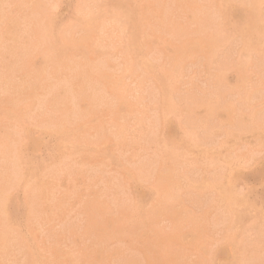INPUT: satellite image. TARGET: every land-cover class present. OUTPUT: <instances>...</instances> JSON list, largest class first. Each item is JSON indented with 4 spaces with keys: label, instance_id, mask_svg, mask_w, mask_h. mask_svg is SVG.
I'll list each match as a JSON object with an SVG mask.
<instances>
[{
    "label": "rangeland",
    "instance_id": "374dc122",
    "mask_svg": "<svg viewBox=\"0 0 264 264\" xmlns=\"http://www.w3.org/2000/svg\"><path fill=\"white\" fill-rule=\"evenodd\" d=\"M81 1L0 0V264H264V243H260L264 241V1ZM254 16L257 28L251 25ZM14 105L19 112L12 109ZM212 180L215 186L209 183ZM14 217L21 219L13 221ZM133 218L137 224H132ZM255 247L261 248L262 256ZM253 255L259 259L255 261Z\"/></svg>",
    "mask_w": 264,
    "mask_h": 264
},
{
    "label": "bare ground",
    "instance_id": "6f19581e",
    "mask_svg": "<svg viewBox=\"0 0 264 264\" xmlns=\"http://www.w3.org/2000/svg\"><path fill=\"white\" fill-rule=\"evenodd\" d=\"M12 1H13V0H12ZM31 1H33V0H30V2H31ZM34 1H35V0H34ZM83 1H84V0H83ZM83 1H81V2L83 3ZM89 1H90V0H89ZM137 1H138V0H137ZM137 1H136V2H137ZM251 1H252V0H251ZM251 1H250V2H251ZM263 1H264V0H263ZM2 2H3V1H2ZM26 2H27V1H26ZM41 2H42V1H40V2L38 1V2H36V3H38V5H41V4H39V3H41ZM43 2H45V1H43ZM56 2H57V1H56ZM92 2H94V1H91V3H92ZM95 2H96V0H95ZM22 3H23V2H22ZM31 3H32V2H31ZM48 3H49V2H48ZM86 3H87V2H86ZM137 3H138V2H137ZM262 3H263V2H262ZM0 4H1V3H0ZM6 4H7V3H6ZM19 4H20V3H19ZM44 4H45V3H44ZM44 4H43V5H44ZM92 4H93V3H92ZM94 4H95V3H94ZM94 4H93V5H94ZM152 4H154V3L152 2ZM250 4H251V3H250ZM253 4H254V3H253ZM258 4H259V3H258ZM27 5H28V4H27ZM34 5H35V3H34ZM38 5H37V7H38ZM46 5H47V3H46ZM53 5H54V4H53ZM81 5H83V4H81ZM79 6H80V5H79ZM89 6H90V5H88V7H89ZM150 6H151V5H150ZM152 6H153V5H152ZM154 6H156V5H154ZM0 7H1V6H0ZM3 7H4V6H3ZM25 7H26V6H25ZM33 7H34V6H33ZM47 7H48V6H44V8H47ZM54 7H56V6H54ZM81 7H84V6H81ZM91 7H94V6H91ZM144 7H145V6H144ZM14 8H15V6H14ZM14 8H13L12 10H14ZM38 8H39V7H38ZM56 8H57V7H56ZM146 8H147V6H146ZM256 8H258V7H256ZM21 9H22V8H21ZM21 9H20V10H21ZM34 9H35V7H34ZM40 9H41V8H39V10H40ZM48 9H49V8H48ZM82 9H84V8H81V11H83ZM94 9H95V8H94ZM250 9H251V8H250ZM250 9H249V10H250ZM258 9H259V8H258ZM258 9H257L255 12H257ZM262 9H263V8H262ZM6 10H7V9H6ZM9 10H10V9H9ZM23 10H24V9H23ZM30 10H31V9H30ZM39 10L37 9V11H39ZM42 10H43V8H42ZM46 10H47V9H46ZM51 10H52V9H51ZM51 10H49V13L52 12ZM55 10H56V9H55ZM87 10L89 11V9H87ZM90 10H93V8L90 9ZM144 10H145V12H146V9H144ZM151 10H152V9H151ZM162 10H163V9H162ZM201 10H202V9H201ZM201 10H200V11H201ZM15 11H16V10H15ZM24 11H25V10H24ZM26 11H27V10H26ZM44 11H45V10L40 11V12H44ZM85 11H86V9H85ZM85 11H84V14H85ZM93 11H94V10H93ZM97 11H98V10H97ZM97 11H96V12H97ZM163 11H164V10H163ZM194 11H195V10H194ZM250 11H251V12H250L251 14L254 12V11H252V10H250ZM1 12H2V10H1ZM7 12H8V11H7ZM20 12H21V11H20ZM28 12H29V10H28ZM30 12H31V11H30ZM8 13H9V12H8ZM8 13H7V15H8ZM53 13H55V12L53 11ZM80 13H81V12H80ZM89 13H90V11H89ZM153 13H154V12H153ZM164 13H165V12H164ZM197 13H198V12H197ZM19 14H20V13H19ZM22 14H23V12H22ZM41 14H42V13H41ZM43 14H44V13H43ZM46 14H47V13H46ZM90 14H91V13H90ZM143 14H144V13H143ZM143 14H142V15H143ZM154 14H155V13H154ZM162 14H163V13H162ZM254 14H255V13H254ZM254 14H253V15H254ZM256 14H257V13H256ZM262 14H263V13H262ZM15 15H17V14H15ZM23 15H24V14H23ZM30 15H31V14H30ZM35 15H36V14H35ZM50 15H52V14H49V16H50ZM53 15H54V14H53ZM86 15H88V14L86 13ZM86 15H85V16H86ZM116 15H117V14H116ZM149 15H150V13H149ZM160 15H161V14H160ZM199 15H200V14H199ZM201 15H202V13H201ZM257 15H258V14H257ZM10 16H11V15H10ZM24 16H25V15H24ZM42 16L44 17V15H42ZM81 16H82V14H81ZM88 16H89V15H88ZM136 16H138V15H136ZM153 16H155V15H153ZM156 16H158V15H156ZM156 16H155V17H156ZM162 16H163V15H162ZM251 16H252V15H251ZM2 17H3V16H2ZM8 17H9V16H8ZM34 17H35V16H34ZM86 17H87V16H86ZM123 17H124V16H123ZM255 17H256V16H254V18H255ZM18 18H19V17H18ZM38 18H39V17H38ZM114 18H115V17H114ZM125 18H126V17H125ZM153 18H154V17H153ZM262 18H264V16H262ZM5 19H6V18H5ZM5 19H4V20H5ZM23 19H24V18H23ZM42 19H43V18H42ZM47 19H49V18H47ZM116 19H117V18H115V20H116ZM122 19H124V18H122ZM139 19L141 20L140 16H139V18H138L137 20L139 21ZM155 19H156V18H155ZM200 19H201V18H200ZM252 19H253V18H252ZM252 19H250V20H252ZM256 19H258V18H255V21H256V22H255V21H254V22H255L256 24H255L254 22L251 24V25L254 24L255 27H256V25L258 26V24H257L258 21H257ZM0 20H1V18H0ZM27 20H28V19H27ZM39 20H40V19H39ZM115 20H114V21H115ZM125 20H126V19H125ZM129 20H131V19L129 18ZM165 20H166V18H165ZM197 20H198V19H197ZM263 20H264V19H263ZM12 21H14V20L12 19ZM19 21H21V20L19 19ZM19 21H18V22H19ZM40 21H41V20H40ZM45 21H46V19H45ZM98 21H99V20H98ZM102 21H103V20H102ZM105 21H107V20H105ZM111 21H112V20H111ZM117 21H118V20H117ZM134 21H136V18H135ZM260 21H261V23H262V20H260ZM15 22H16V21H15ZM18 22H16V23H18ZM34 22L36 23L37 21L34 20ZM46 22H48V20H47ZM115 22H116V21H115ZM123 22H124V20H123ZM123 22H122V24H124ZM125 22H126V21H125ZM132 22H133V21H132ZM3 23H4V21H3ZM6 23H7V22H6ZM40 23H41V22H40ZM95 23H96V22H95ZM99 23H101V22H99ZM116 23H117V22H116ZM120 23H121V22H120ZM138 23H139V22H138ZM143 23H144V22H143ZM159 23H160V21H159ZM195 23H196V22H195ZM259 23H260V22H259ZM261 23H260V24H261ZM1 24H2V23H1ZM11 24H12V22H11ZM27 24H28V22H27ZM27 24H26V25H27ZM101 24H102V23H101ZM105 24H106V23H105ZM111 24H112V23H111ZM117 24L119 25V23H117ZM136 24H137V22H136ZM197 24H198V23H197ZM203 24H204V23H203ZM260 24H259V25H260ZM19 25H20V24H18V26H19ZM33 25H34V24H33ZM36 25H37V23H36ZM71 25H72V27H73V24H71ZM71 25H70V27H71ZM94 25H95V24H94ZM106 25H107V24H106ZM108 25H109V24H108ZM114 25H116V24H114ZM125 25H126V23H125ZM125 25H124V26H125ZM132 25H133V24H132ZM141 25H142V24H141V22H140V25H139V26H141ZM163 25H164V24H163ZM79 26H80V25H79ZM89 26H91V25H89ZM100 26H101V25H100ZM4 27H5V26H4ZM20 27H21V25H20ZM43 27H44V25H43ZM46 27H47V25H46ZM46 27H45V28H46ZM48 27H49V26H48ZM70 27H69V29H70ZM77 27H78V26H76V28H77ZM92 27H93V25H92ZM92 27H90L91 30L93 29ZM94 27H95V26H94ZM104 27H105V26H104ZM125 27H126V26H125ZM146 27H147V26H146ZM197 27H198V26H197ZM251 27H252V26H250V28H251ZM260 27H261V26H260ZM6 28H7V27H6ZM16 28H17V27H16ZM21 28H22V27H21ZM76 28H75V29H76ZM79 28H80V27H78V29H79ZM81 28H82V27H81ZM81 28H80V29H81ZM97 28H99V27H97ZM136 28H137V26H136ZM152 28H153V27H152ZM194 28H195V27H194ZM256 28H257V27H256ZM263 28H264V27H263ZM47 29H48V28H47ZM65 29H67V28H65ZM65 29H64V30H65ZM71 29H72V28H71ZM78 29H76L77 32H79ZM85 29H86V28H85ZM104 29H105V28H104ZM110 29H111V28H110ZM140 29H141V28H140ZM200 29H201V26H200ZM200 29H199V30H200ZM247 29H248V31H249V27H248ZM252 29H253V27H252ZM259 29H260V28H259ZM259 29H258V31H259ZM3 30H4V29H3ZM36 30H37V29H36ZM43 30H45V29H43ZM61 30H62V29H61ZM67 30H68V29H67ZM73 30H74V29H73ZM83 30H84V29H83ZM86 30H88V28H87ZM95 30H96V29H95ZM95 30H94V31H95ZM112 30H113V29H112ZM132 30H133V29H132ZM137 30H138V29H137ZM183 30H184V29H183ZM254 30H255V29H254ZM254 30H253V32H254ZM256 30H257V29H256ZM7 31H8V30H7ZM9 31H10V30H9ZM20 31H21V30H20ZM47 31H48V30H47ZM47 31H45V32H47ZM89 31H90V30H89ZM94 31H92V32H94ZM96 31H97V30H96ZM99 31H100V30H99ZM107 31H108V30H107ZM188 31H189V33H190V29H189ZM200 31H201V30H200ZM245 31H247V30H245ZM258 31H257V33H258ZM261 31H262V30H260V32H261ZM14 32H15V31H14ZM14 32H13V33H14ZM27 32H28V30H27ZM36 32H37V31H36ZM45 32L43 31V33H45ZM87 32H88V31H87ZM87 32H86V33H87ZM192 32H193V31H192ZM203 32H204V31H203ZM220 32H221L222 34H224L222 31H220ZM251 32H252V31H251ZM13 33H12V34H13ZM40 33H41V30H40ZM63 33H64V32H63ZM66 33H67V31H66ZM66 33H65V35H66ZM70 33H71V32H70ZM101 33H102V32H101ZM143 33H144V32H143ZM197 33H198V32H197ZM199 33H200V32H199ZM215 33H216V32H215ZM241 33H242V31H241ZM243 33H244V31H243ZM248 33H249V32H248ZM31 34H32V37H33V33H31ZM61 34H62V33H61ZM71 34H72V33H71ZM73 34H74V33H73ZM75 34H76V33H75ZM88 34H89V33H88ZM96 34H97V33H96ZM96 34H95V35H96ZM98 34H99V32H98ZM98 34H97V35H98ZM144 34H145V33H144ZM183 34H185L184 31H183ZM187 34H188V33H187ZM191 34H192V33H191ZM195 34H196V33H195ZM237 34H240V33H237ZM245 34H246L247 37H249V34H250V33H249L248 35H247V33H245ZM251 34H252V33H251ZM259 34H260V33H259ZM13 35H14V34H13ZM20 35H21V34H20ZM37 35H38V34H37ZM46 35H47V34H46ZM48 35H49V32H48ZM193 35H194V34H193ZM193 35H191V36H193ZM196 35H197V34H196ZM198 35H199V34H198ZM208 35H210V34H208ZM215 35H217V34H215ZM215 35H214V36H215ZM77 36H78V35H77ZM85 36H86V35H85ZM87 36L89 37V35H87ZM90 36H91V34H90ZM98 36H99V35H98ZM191 36H189V37H191ZM201 36H202V35H201ZM201 36H200V38H201ZM214 36H213L212 39H214ZM218 36H219V35H218ZM218 36H217V37H218ZM243 36H244V34H243ZM246 36H245V37H246ZM252 36H253V35H251V37H252ZM256 36H257V35H256ZM29 37H30V36H29ZM49 37H50V36H49ZM63 37H64V34H63ZM63 37H62V38H63ZM66 37H67V36H66ZM66 37H65V38H66ZM82 37H83V36H82ZM100 37H101V36L98 37L99 40H100ZM108 37H109V35H108ZM208 37H209V36H208ZM208 37H207V38H208ZM239 37H241V36H239ZM254 37H255V35H254ZM259 37H260V35H259ZM10 38H11V37H10ZM10 38H9V39H10ZM37 38H39V37L37 36ZM40 38H41V37H40ZM58 38L60 39V35H59ZM65 38H64V39H65ZM98 38H97V39H98ZM105 38H106V37H105ZM200 38H199V39H200ZM202 38H203V37H202ZM202 38H201V39H202ZM209 38H210V37H209ZM219 38H220V36H219ZM221 38H222V37H221ZM221 38H220V39H221ZM260 38H261V37H260ZM5 39H6V38H5ZM47 39H48V37H47ZM73 39H74V38H73ZM79 39H80V37H79ZM94 39H95V37H94ZM112 39H113V38H112ZM191 39H192V38H191ZM193 39H194V37H193ZM212 39H211V40H212ZM215 39H217V38L215 37ZM226 39H227V38H226ZM228 39L231 40L230 38H228ZM228 39H227V40H228ZM249 39H250V38H249ZM26 40H27V39H26ZM48 40H49V39H48ZM48 40H47V41H48ZM52 40H53V39H52ZM70 40H72V38H71ZM107 40H108V39H107ZM224 40H225V38H224ZM250 40H252V39H250ZM250 40L247 41V42L249 43ZM258 40H260V39H258ZM261 40H263V38H261ZM6 41H7V40H6ZM39 41H40V40H39ZM47 41H46V42H47ZM68 41H69V40H68ZM78 41H79V40H78ZM83 41H84V40H83ZM88 41H89V40H88ZM112 41H113V40H112ZM201 41H203V40H201ZM205 41H207V40H205ZM209 41H210V39H209ZM217 41H218V39H217L216 41H213V42H217ZM221 41H222V40H220V42H221ZM4 42H5V40H4ZM28 42H29V41H28ZM57 42H58V41H57ZM57 42H56V43H57ZM60 42H61V41H60ZM84 42H85V41H84ZM86 42H87V41H86ZM93 42H94V41H93ZM100 42H101V40H100ZM210 42H211V41H210ZM226 42H227V41H226ZM247 42H246V43H247ZM259 42H260V41H259ZM259 42H257V43H259ZM263 42H264V41H263ZM58 43H59V42H58ZM71 43H72V42H70L69 44H71ZM97 43H98V42H97ZM139 43H140V42H139ZM141 43H142V42H141ZM200 43H201V42H200ZM203 43H204V42H203ZM230 43H231V41H230ZM7 44H9V43L7 42ZM11 44H13V43H11ZM36 44H37V43H36ZM36 44H35V45H36ZM61 44H62V43H61ZM88 44H89V42H88ZM94 44H95V43H94ZM131 44H132V43H131ZM231 44H232V43H231ZM231 44H230V45H231ZM13 45H14V44H13ZM22 45H23V44H22ZM41 45H42V43H41ZM58 45H59V44H58ZM58 45H57V46H58ZM75 45H77V44H75ZM91 45H92V47H93V43H92ZM110 45H111V44H110ZM154 45H155V44H154ZM199 45H200V44H199ZM246 45H247V44H246ZM246 45H245V46H246ZM252 45H253V44H252ZM260 45H261V44H260ZM260 45H258V46L260 47ZM16 46H17V45H16ZM25 46H26V45H25ZM51 46L54 47V44H52ZM51 46H50V45H49V46L47 45L46 47H48V48L50 47V48H51ZM132 46H133V45H132ZM248 46H249V45H248ZM4 47H5V45H4ZM14 47H15V45H14ZM14 47L12 46V48H14ZM17 47H18V46H17ZM39 47H40V46H39ZM53 47H52V48H53ZM61 47H62V46H61ZM64 47H66V46H64ZM79 47L81 48V46H79ZM79 47H78V48H79ZM83 47H84V46H83ZM85 47H86V46H85ZM90 47H91V46H90ZM94 47H95V46H94ZM142 47H144V45H142ZM249 47H250V46H249ZM50 48H49V49H50ZM52 48H51V49H52ZM57 48H58V47H57ZM57 48L54 47V49H57ZM74 48H76V47H74ZM95 48H96V47H95ZM244 48H245V47H244ZM254 48H255V47H254ZM22 49H23V48H22ZM35 49H36V48H35ZM39 49H40V48H39ZM51 49H50V50H51ZM66 49H67V48H66ZM97 49H99V48H97ZM140 49H141V48H140ZM144 49H145V48H144ZM30 50H31V49H30ZM67 50H68V49H67ZM73 50H74V49H73ZM79 50H80V49H79ZM86 50H87V48H86ZM109 50L111 51V49H108V51H109ZM146 50H147V49H146ZM1 51H2V50H1ZM31 51H32V50H31ZM38 51H39V50H38ZM52 51H53V49H52ZM56 51H57V50H56ZM64 51H65V49H64ZM75 51H76V50H75ZM89 51H90V50H89ZM93 51H94V50H93ZM137 51H138V50H137ZM5 52H6V51H5ZM19 52H20V51H19ZM40 52H41V51H40ZM40 52H39V53H40ZM66 52H67V51H66ZM0 53H1V52H0ZM36 53H37V52H36ZM57 53H58V52H57ZM71 53H72V52H71ZM74 53H75V52H74ZM76 53H77V52H76ZM76 53H75V54H76ZM83 53H85V52H83ZM103 53H104V52H103ZM108 53H109V52H108ZM110 53H111V52H110ZM3 54H4V53H3ZM20 54H21V53H20ZM43 54H44V53H42V55H43ZM66 54H67V53H66ZM87 54H88V53H87ZM98 54H99V53H98ZM100 54H101V53H100ZM105 54H106V53H105ZM145 54H146V53H145ZM145 54H144V56H145ZM1 55H2V54H1ZM23 55H24V54H23ZM37 55H38V54H37ZM102 55H103V54H102ZM5 56H6V55H5ZM11 56H12V55H11ZM25 56H26V55H25ZM44 56H45V55H43V57H44ZM67 56H68V55H67ZM72 56H73V55H72ZM85 56H86V53H85ZM99 56H101V55H99ZM118 56H119V55H118ZM8 57H10V56H8ZM12 57H13V56H12ZM61 57H62V55H61ZM70 57H71V56H70ZM86 57H87V56H86ZM86 57H85V58H86ZM49 58H50V57H49ZM73 58H74V57H73ZM77 58H78V57H77ZM82 58H83V55H82ZM85 58H84V60H85ZM90 58H91V57H90ZM99 58H100V57H99ZM107 58H108V57H107ZM146 58H148V57H146ZM0 59H1V58H0ZM3 59H4V58H3ZM22 59H24V58H22ZM53 59H54V58H52L51 60H53ZM116 59H117V58H116ZM10 60H11V59H10ZM17 60H19V59H17ZM48 60H49V59H48ZM60 60H61V59H60ZM86 60H87V59H86ZM107 60H108V59H107ZM145 60H147V59H145ZM150 60H151V59H150ZM20 61H21V60H20ZM55 61H56V60H55ZM58 61H59V60H58ZM110 61H111V60H110ZM115 61H117V60H115ZM141 61H142V60H141ZM147 61H148V60H147ZM230 61H231V60H230ZM13 62H15V60H14ZM17 62H18V61H17ZM17 62H16V63H17ZM61 62H62V61H61ZM88 62H89V61H88ZM93 62H94V61H93ZM93 62H92V63H93ZM99 62H100V61H98V63H99ZM111 62H112V61H111ZM113 62H114V60H113ZM224 62H225V61H224ZM232 62H235V61L232 60ZM76 63H77V62H76ZM141 63H142V62H141ZM143 63H144V62H143ZM152 63H153V62H152ZM51 64H52V63H51ZM55 64H56V63H55ZM55 64H54V65H55ZM79 64H80V63H79ZM86 64H87V63H86ZM95 64H96V63H95ZM114 64H115V63H114ZM150 64H151V63H150ZM226 64H227V63H226ZM232 64H233V63H232ZM2 65H3V64H2ZM59 65H60V64H59ZM74 65H75V64H74ZM83 65H84V64H83ZM88 65H91V64H88ZM116 65H117V64H116ZM139 65H140V64H139ZM141 65H143V64H141ZM233 65H234V64H233ZM235 65H237V64H235ZM11 66H12V65H11ZM51 66H53V64H52ZM117 66H118V65H117ZM133 66H134V65H133ZM0 67H1V66H0ZM8 67L10 68V66H8ZM134 67H135V66H134ZM144 67H145V66H144ZM238 67H239V66H238ZM238 67L235 68V70L238 69ZM3 68H4V67H3ZM5 68H6V67H5ZM14 68L17 69V67H14ZM53 68H55V66H54ZM65 68H66V67H65ZM87 68H88V67H87ZM135 68L137 69V68H138V65H137V67H135ZM228 68H229V67H228ZM230 68H231V67H230ZM56 69H57V67H56ZM60 69H61V68H60ZM67 69H68V68H67ZM75 69H76V68H75ZM84 69H85V66H84ZM114 69H115V67H114ZM117 69H118V68H117ZM119 69H120V68H119ZM58 70H59V69H58ZM58 70H57V71H58ZM115 70H116V69H115ZM137 70H138V69H137ZM137 70H136V71H137ZM143 70H145V69H143ZM6 71H7V69H6ZM6 71H5V72H6ZM76 71H77V70H76ZM84 71H85V70H84ZM110 71L112 72V70H110ZM134 71H135V70H134ZM25 72H26V71H25ZM54 72H55V71H54ZM81 72H82V71H81ZM87 72H88V71H87ZM111 72H110V73H111ZM76 73H77V72H76ZM116 73H117V72H116ZM132 73H133V71H132ZM135 73H136V72H135ZM135 73H133V76H134ZM11 74H12V73H11ZM11 74H10V75H11ZM33 74H34V73H33ZM33 74H32V75H33ZM36 74H38V73H36ZM83 74H84V73H83ZM89 74H90V73H89ZM23 75H24V74H23ZM25 75H27V74H25ZM32 75H30V76H32ZM81 75H82V74H81ZM129 75H130V72H129ZM129 75H128V76H129ZM14 76H15V75H14ZM19 76H21V75H19ZM36 76H37V75H36ZM58 76H59V75H58ZM125 76H126V75H125ZM3 77H4V76H3ZM25 77H26V76H25ZM33 77H34V76H33ZM27 78H28V76H27ZM30 78H31V77H30ZM37 78H38V77H37ZM61 78H63V77H61ZM84 78H85V77H84ZM113 78H114V77H113ZM123 78H124V77H123ZM15 79H16V78H15ZM21 79H22V78H21ZM94 79H95V77H94ZM5 80H6V79H5ZM7 80H9V79H7ZM7 80H6V81H7ZM22 80H23V79H22ZM80 80H81V79H80ZM87 80H88V77H87ZM17 81H18V80H17ZM20 81H21V80H20ZM30 81H31V80H30ZM30 81H28V82H30ZM32 81H33V80H32ZM32 81H31V82H32ZM54 81H55V80H54ZM82 81H84V80H82ZM21 82H22V81H21ZM40 82H41V81H40ZM85 82H86V81H85ZM130 82H131V81H130ZM7 83H8V81H7ZM36 83H37V81H36ZM79 83H80V82H79ZM94 83H95V81H94ZM111 83H112V82H111ZM131 83H132V82H131ZM22 84H23V83H22ZM34 84H35V83H34ZM38 84H39V83H38ZM80 84H81V83H80ZM87 84H88V83H87ZM129 84H130V83H129ZM2 85H3V84H2ZM13 85H14V84H13ZM24 85H25V82H24ZM26 85H27V84H26ZM30 85H31V84H30ZM30 85L28 84V87H29ZM32 85H33V84H32ZM39 85H40V84H39ZM75 85H76V84H75ZM95 85H96V84H95ZM126 85H127V84H126ZM18 86L20 87L19 84H18ZM57 86H58V85H57ZM81 86H82V85H81ZM84 86H86V85H84ZM91 86H92V84H91ZM140 86H141V85H140ZM5 87H6V84H5ZM14 87H15V86H14ZM25 87H26V86H25ZM52 87H53V86H52ZM76 87H77V86H76ZM92 87H93V86H92ZM110 87H111V86H110ZM16 88H17V84H16ZM46 88H47V87H46ZM80 88H82V87H80ZM86 88H87V87H86ZM97 88H98V86H97ZM111 88H112V87H111ZM111 88H110V89H111ZM129 88H130V87H129ZM12 89H13V88H12ZM19 89H20V88H19ZM21 89H22V88H21ZM32 89H33V88H32ZM41 89H42V88H41ZM48 89H49V88H48ZM61 89H63V88H61ZM76 89H77V88H76ZM95 89H96V88H95ZM124 89H125V88H124ZM126 89H127V88H126ZM132 89H133V88H132ZM132 89H130V90H132ZM136 89H137V88H136ZM143 89H144V88H143ZM9 90H10V89H9ZM15 90H16V89H15ZM29 90H30V89H29ZM34 90H35V89H34ZM82 90H84V89H82ZM147 90H148V92H150L149 89H147ZM23 91H24V90H23ZM32 91H33V90H32ZM61 91H62V90H61ZM73 91H74V90H73ZM136 91H137V90H136ZM15 92H17V91H15ZM15 92H14V93H15ZM21 92H22V91H21ZM21 92H20V93H21ZM24 92H25V91H24ZM24 92H23V93H24ZM46 92H47V91H46ZM64 92H66V91H64ZM78 92H80V90H79ZM87 92H88V91H87ZM89 92H90V91H89ZM92 92H93V91H92ZM94 92H95V91H94ZM107 92H109V90H108ZM111 92H112V91H111ZM118 92H119V91H118ZM139 92H141V91H139ZM145 92H146V90H145ZM148 92H147V93H148ZM4 93H5V92H4ZM98 93H99V91H98ZM6 94H7V93H6ZM32 94H33V93H32ZM58 94H59V93H58ZM74 94H75V93H74ZM92 94H93V93H92ZM99 94H100V93H99ZM105 94H106V93H105ZM139 94H140V93H139ZM0 95H1V94H0ZM21 95H22V94H21ZM60 95H62V94H60ZM70 95H71V94H70ZM86 95H87V94H86ZM95 95H96V94H95ZM127 95H129V94H127ZM134 95H137L136 92H135ZM147 95H148V94H147ZM2 96H3V95H2ZM34 96H35V95H34ZM91 96H92V95H91ZM100 96H101V95H100ZM114 96H115V95H114ZM118 96H119V95H118ZM144 96H145V95H144ZM150 96H151V95H150ZM7 97H8V96H7ZM32 97H33V96H32ZM78 97H79V96H78ZM83 97H84V96H83ZM101 97H102V96H101ZM107 97H108V96H107ZM140 97H141V96H140ZM20 98H21V96H20ZM29 98H30V97H29ZM44 98H45V97H44ZM71 98H72V95H71ZM84 98H85V97H84ZM92 98H93V97H92ZM111 98H112V97H111ZM149 98H150V97H149ZM2 99H3V98H2ZM8 99H9V98H8ZM53 99H54V98H52L51 100H53ZM136 99H137V98H136ZM0 100H1V99H0ZM12 100H13V98H12ZM26 100H28V99H26ZM32 100H33V99H32ZM63 100H64V99H63ZM77 100H79V98H78ZM122 100H123V99H122ZM133 100H134V99H133ZM151 100H154V99L151 98L150 101H151ZM155 100H156V99H155ZM3 101H4V100H3ZM6 101H7V99H6ZM6 101H5V102H6ZM13 101H14V100H13ZM65 101H66V100H65ZM108 101H109V100H108ZM111 101H112V100H111ZM124 101H125V100H124ZM124 101H123V102H124ZM7 102H9V100H8ZM36 102H37V101H36ZM36 102H35V103H36ZM41 102H42V101H41ZM43 102H44V101H43ZM49 102H50V101H49ZM91 102H92V101H91ZM99 102H100V101H99ZM102 102H103V101H102ZM116 102H117V101H116ZM141 102H142V101H141ZM148 102H149V101H148ZM37 103H38V102H37ZM37 103H36V104H37ZM61 103H62V102H61ZM66 103H67V102H65V104H66ZM100 103H101V102H100ZM145 103H147V102H145ZM155 103H158V102L155 101ZM155 103H153V104H155ZM2 104H3V103H2ZM19 104H20V102H19ZM41 104H42V103H41ZM56 104H57V103H56ZM71 104H72V102H71ZM71 104H70V105H71ZM89 104H90V103H89ZM133 104H134V103H133ZM139 104H140V103H139ZM147 104H148V103H147ZM11 105H12V103H11ZM30 105H31V103H30ZM49 105H51V104H49ZM60 105H61V104H60ZM25 106H27V105H25ZM52 106H53V105H52ZM68 106H69V105H68ZM93 106H94V105H93ZM131 106H132V105H131ZM144 106H145V105H144ZM156 106H157V105H156ZM156 106H155V107H156ZM8 107H9V106H8ZM21 107H23V106L21 105ZM29 107H30V106H29ZM53 107H54V106H53ZM56 107H57V106H56ZM72 107H73V105H72ZM133 107H134V106H133ZM137 107H138V106H137ZM11 108H12V107H11ZM15 108H16V107H15V105H14V108H12V109H15ZM26 108H27V107H26ZM51 108H52V107H51ZM90 108H91V107H90ZM108 108H109V107H108ZM2 109H3V108H2ZM38 109H39V108H38ZM52 109H53V108H52ZM67 109H68V108H67ZM73 109H74V108H73ZM75 109H77V108H75ZM231 109H232V108H231ZM15 110H16V109H15ZM25 110H26V109H25ZM39 110H40V109H39ZM53 110H54V109H53ZM70 110H71V109H70ZM9 111H10V110H9ZM16 111L19 112V108H18V110H16ZM21 111H22V110H21ZM95 111H97V110H95ZM5 112H8V110H7V111L4 110V113H5ZM26 112H27V111H26ZM70 112H71V114H72V111H70ZM99 112H100V111H99ZM99 112H98V113H99ZM231 112H232V110H231ZM10 113H11V112H10ZM12 113H13V111H12ZM21 113H22V112H21ZM77 113H78V112H77ZM80 113H81V112H80ZM95 113H96V112H95ZM0 114H2V113H0ZM8 114H9V113H8ZM26 114H27V113H26ZM39 114H40V113H39ZM45 114H46V113H45ZM84 114H85V112H84ZM149 114H150V113H149ZM13 115H14V114H13ZM27 115H28V114H27ZM101 115H102V114H101ZM3 116H4V115H3ZM5 116L8 117L9 115L6 114ZM5 116H4V117H5ZM15 116H17V115H15ZM59 116H60V114H59ZM73 116H74V115H73ZM53 117H54V115L52 116V118H53ZM69 117H70V116H69ZM74 117H75V116H74ZM95 117H96V116H95ZM95 117H94V118H95ZM8 118H9V117H8ZM15 118H16V117H15ZM15 118H14V120H16ZM20 118H21V116H20ZM46 118H47V117H46ZM83 118H84V117H83ZM94 118H93V119H94ZM99 118H100V117H99ZM3 119H4V118H3ZM17 119L19 120L18 116H17ZM72 119H73V118H72ZM93 119H92V120H93ZM130 119H131V118H130ZM146 119H147V118H146ZM1 120H2V118H1ZM12 120H13V119H12ZM69 120H70V118H69ZM92 120H91V122H92ZM95 120H96V119H95ZM95 120H94V121H95ZM9 121H10V120H9ZM19 121H20V120H19ZM26 121H27V120H26ZM72 121H73V120H72ZM86 121H87V120H86ZM146 121H147V120H146ZM11 122H12V121H11ZM11 122H10V123H11ZM50 122H51V121H50ZM64 122H65V121H64ZM15 123H16V122H15ZM17 123H18V121H17ZM93 123H94V122H93ZM7 124H8V122H7ZM65 124H66V122H65ZM72 124H73V123H72ZM2 125H3V123H2ZM10 125H11V124H10ZM18 125H19V124H18ZM21 125H23V124H21ZM0 126H1V125H0ZM11 126H12V125H11ZM28 126H29V125H28ZM83 126H84V125H83ZM97 126H98V125H97ZM101 126H102V125H101ZM5 127H6V126H5ZM21 127H22V126H21ZM95 127H96V126H95ZM5 129H6V128H5ZM17 129H18V127H17ZM24 129H25V127H24ZM85 129H86V128H85ZM88 129H89V128H88ZM93 129H95V128H93ZM97 129H98V128H97ZM104 129H106V128L104 127ZM1 130H2V129H1ZM58 130H59V129H58ZM108 130H109V129H107V131H108ZM9 131H11V130H9ZM55 131H56V130H55ZM89 131H90V130H89ZM110 131H111V130H110ZM4 132H6V131H4ZM12 132H13V131H12ZM62 132H63V131H62ZM62 132H60V133H62ZM108 132H109V131H108ZM6 133H8V132H6ZM13 133H14V132H13ZM4 134H5V133H4ZM56 134H58V133H56ZM85 134H86V133H85ZM91 134H92V133H91ZM103 134H105V133H103ZM108 134H109V133H108ZM108 134H107V135H108ZM7 135H8V134H7ZM9 135H10V133H9ZM11 135H12V134H11ZM4 136H6V134H5ZM101 136H102V135H101ZM105 136H106V135H105ZM6 138H7V137H6ZM59 138H61V137H59ZM98 138H99V137H98ZM0 139H1V137H0ZM17 139H18V138H17ZM56 139H57V138H56ZM87 139L89 140V137H88ZM91 139H92V138H90V140H91ZM111 139H112V138H111ZM15 140H16V139H15ZM57 140H59V139H57ZM62 140H63V139H62ZM96 140H97V139H96ZM104 140H105V139H104ZM60 141H61V140H60ZM60 141H59V142H60ZM67 141H68V140H67ZM94 141H95V139H94ZM94 141H93V142H94ZM0 142H1V141H0ZM59 142H58V143H59ZM61 142H62V141H61ZM96 142H97V141H96ZM104 142H105V141H104ZM62 143H64V142H62ZM8 144L10 145V143H8ZM87 144H88V143H87ZM9 145H8V146H9ZM12 145H13V144H12ZM59 145H60V144H59ZM63 145H64V144H63ZM66 145H67V144H66ZM73 145H74V144H73ZM125 145H127V143H126ZM13 146H14V145H13ZM64 147H65V145H64ZM66 147H68V146H66ZM70 147H71V146H70ZM72 147H73V149L76 148V147L74 148V146H72ZM122 147H123V146H122ZM61 148H62V147H61ZM123 148H124V147H123ZM123 148H122V149H123ZM53 149H54V148H53ZM62 149H63V148H62ZM70 149H71V148H70ZM73 149H71V150H73ZM118 149H119V148H118ZM125 149H126V148H125ZM1 150H2V149H1ZM55 150L57 151V149H55ZM64 150H65V149H63V151H64ZM112 151H113V150H112ZM119 151H120V150H119ZM9 152H10V150H9ZM66 152H67V151H66ZM74 152H75V151H74ZM132 152H133V150H132ZM58 153H59V152H58ZM72 153H73V152H72ZM110 153H111V152H110ZM134 153H135V152H134ZM137 153H138V152H137ZM74 154H75V153H74ZM114 155H115V152H114ZM4 156H5V154H4ZM11 156H12V155H11ZM63 156H64V153H63ZM117 156H119V155H117ZM5 157H6V156H5ZM58 158H59V157H58ZM139 158H140V157H139ZM73 159H74V158H73ZM116 159H117V158H116ZM134 159H135V158H134ZM141 159H142V158H141ZM228 160H230V159H228ZM56 161H57V160H56ZM136 161H137V159H136ZM231 161H232V160H231ZM61 162H62V161H61ZM75 162H76V161H75ZM7 163H8V162H7ZM7 163H6V164H7ZM10 163H11V162H10ZM69 163H70V162H69ZM136 163H137V162H136ZM209 163L212 164V162H209ZM57 164H58V163H57ZM58 165H59V164H58ZM65 165H66V163H65ZM207 165H208V164H207ZM213 165H215V164L213 163ZM213 165H212V166H213ZM15 166H16V165H15ZM73 166H74V164H73ZM11 167H12V165H11ZM53 167H54V166H53ZM208 167H209V166H208ZM219 167H220V166H219ZM64 168H65V167H64ZM72 168H73V167H72ZM204 168H205V165H204ZM15 169H16V168H15ZM21 169H22V168H21ZM45 169H46V167H45ZM68 169H69V168H68ZM205 169H206V168H205ZM219 169H221V168H219ZM219 169H217V170H219ZM39 170H40V169H39ZM72 170H73V169H72ZM10 171H11V170H10ZM128 171H129V170H128ZM215 171H216V170H215ZM227 171H228V169H227ZM74 172H75V171H74ZM151 172H152V171H151ZM212 172H213V171H212ZM9 173H10V172H9ZM14 173H15V172H14ZM47 173H48V172H47ZM57 173H58V172H57ZM133 173H134V172H133ZM216 173L218 174L217 171H216ZM216 173H215V174H216ZM11 174H12V173H11ZM69 174H70V173H69ZM78 174H79V173H78ZM83 174H84V173H83ZM83 174H82V175H83ZM100 174H101V173H100ZM131 174H132V173H131ZM135 174H136V173H135ZM212 174H213V173H212ZM39 175H40V174H39ZM96 175H97V174H96ZM218 175H219V174H218ZM9 176H10V175H9ZM40 176H42V174H41ZM48 176H49V175H48ZM66 176L68 177V175H66ZM72 176H74V175H72ZM85 176H86V175H85ZM15 177H16V176H15ZM22 177H23V176H22ZM22 177H21V178H22ZM49 177H50V176H49ZM94 177H95V176H94ZM94 177H93V178H94ZM99 177H100V176H99ZM167 177H168V176H167ZM212 177H215V176L213 175ZM216 177H217V175H216ZM1 178H2V177H1ZM19 178H20V177H19ZM32 178H35V177H32ZM52 178H53V176H52ZM85 178H86V177H85ZM100 178H102V177H100ZM39 179H41V178L39 177ZM67 179H68V178H67ZM70 179H71V178H70ZM80 179H81V178H80ZM109 179H110V178H109ZM213 179H214V178H213ZM216 179H217V178H216ZM7 180H8V179H7ZM15 180H16V179H15ZM22 180H23V179H22ZM24 180H25V175H24ZM30 180H31V178H30ZM217 180H218V179H217ZM17 181H18V180H17ZM17 181H16V182H17ZM27 181H28V180H27ZM33 181H34V180H33ZM48 181H49V180H48ZM77 181H78V180H77ZM214 181L216 182V180H212V181H209V183L211 182L210 184H213V183L215 184ZM39 182H40V181H39ZM41 182H42V181H41ZM41 182H40V183H41ZM50 182H51V181H50ZM62 182H63V181H62ZM108 182H109V181H108ZM212 182H213V183H212ZM218 182H219V181H218ZM29 183H30V182H29ZM35 183H36V182L34 181L33 184H35ZM42 183L45 184L44 182H42ZM76 183H77V182H76ZM97 183L99 184V182H97ZM20 184H21V183H20ZM23 184H25L24 181H23L22 185H23ZM78 184H79V183H78ZM80 184H81V183H80ZM101 184H102V183H101ZM214 184H213V185H214ZM37 185H38V184H37ZM64 185H65V183H64ZM64 185H63V186H64ZM70 185H71V183H70ZM85 185H86V184H85ZM208 185H209V184L207 183L206 188H208ZM217 185H219V183H218ZM1 186H2V184H1ZM6 186H7V185H6ZM40 186H41V185H40ZM44 186H45V185H44ZM61 186H62V185H61ZM78 186H79V185H78ZM101 186H102V185H101ZM107 186H108V185H107ZM113 186H114V185H113ZM210 186H211V188L213 187L212 185H210ZM210 186H209V187H210ZM214 186H215V185H214ZM42 187H43V186H42ZM42 187H41V189H42ZM54 187H55V186H54ZM88 187H90V186L88 185ZM94 187H95V186H94ZM103 187H104V186H103ZM103 187H102V188H103ZM18 188H20V187H18ZM43 188H44V187H43ZM59 188H60V187H59ZM98 188H100V185H99ZM98 188H97V190H98ZM113 188H115V187H113ZM211 188H210V189H211ZM75 189H76V188H75ZM104 189H106V188H104ZM212 189H213V188H212ZM42 190H43V189H42ZM49 190H50V189H49ZM83 190H84V189H83ZM90 190H91V189H90ZM90 190H88V191L91 192ZM99 190H100V189H99ZM99 190H98V192H99ZM106 190H107V189H106ZM112 190H113V189H112ZM112 190H111V191H112ZM114 190H115V189H114ZM114 190H113V191H114ZM117 190H119V189H117ZM117 190H116V191H117ZM219 190H220V189H219ZM221 190H223V189H221ZM21 191H22V190H21ZM37 191H38V190H37ZM80 191H81V190H80ZM85 191H86V190H85ZM85 191H84L83 193H85ZM95 191H96V190H95ZM210 191H212V190H210ZM210 191H209V193H210ZM213 191H214V190H213ZM42 192H43V191H42ZM67 192H68V191H67ZM92 192H93V191H92ZM104 192H105V190H104ZM109 192H110V191H109ZM206 192H207V191H206ZM216 192H217V190H216ZM218 192H219V191H218ZM43 193H44V192H43ZM57 193H58V192H57ZM93 193H94V192H93ZM95 193H96V192H95ZM209 193H208V194H209ZM212 193H213V192H212ZM223 193H224V191H223ZM45 194H46V193H45ZM71 194H72V193H71ZM80 194H81V193H80ZM86 194H87V192H86ZM88 194H89V193H88ZM116 194H117V193H116ZM116 194H115V195H116ZM219 194H220V193H219ZM219 194H218V195H219ZM225 194H226V193H224V195H223V194H222V195L225 196ZM63 195H64V194H63ZM67 195H68V194H67ZM96 195H97V193H96ZM99 195H100V194H99ZM101 195H102V194H101ZM108 195H109V194H108ZM121 195H122V194H121ZM213 195H214V194H213ZM222 195H221V196H222ZM42 196H43V194H42ZM45 196H47V195H45ZM60 196H61V195H60ZM69 196H70V195H69ZM203 196H204V195H203ZM209 196H210V195H209ZM209 196H208V197H209ZM211 196H212V195H211ZM211 196H210V197H211ZM221 196H218V197H220V199H222V202H223L224 198H221ZM227 196H229V195L227 194ZM230 196L233 197V194L230 195ZM234 196H236V195H234ZM61 197H62V196H61ZM63 197H64V196H63ZM77 197H78V196H77ZM88 197L91 198L90 196H88ZM116 197L118 198L117 195H116ZM236 197H237V196H236ZM49 198H50V197H49ZM99 198H100V197H99ZM104 198H105V197H104ZM24 199H25V198H24ZM74 199H75V198H74ZM81 199H82V198H81ZM83 199H84V197H83ZM204 199H206V198H204ZM207 199H209V198H207ZM207 199H206V201H207V203H208V200H207ZM220 199H219V200H220ZM225 199H226V198H225ZM87 200H88V199H87ZM90 200H91V199H90ZM109 200H110V199H109ZM212 200H213V198H212ZM212 200H211V201H212ZM228 200H229V199H228ZM84 201H85V200H84ZM94 201H95V200H94ZM101 201H102V200H101ZM103 201H104V200H103ZM106 201H107V200H106ZM111 201H112V200H111ZM114 201H115V200H114ZM209 201H210V199H209ZM211 201H210V202H211ZM214 201H215V200H213V202H214ZM226 201H227V200H226ZM226 201H225V203H227ZM231 201H232V200L230 199V201H228V202H231ZM56 202H57V201H56ZM108 202H109V201H108ZM210 202H209V203H210ZM216 202H217V199H216ZM7 203H8V202H6V204H7ZM24 203H25V201H24ZM61 203H62V202H61ZM88 203H89V202H88ZM110 203H111V202H110ZM214 203H215V202H214ZM214 203H213V205H214ZM220 203H221V200H220ZM250 203H251V202H250ZM76 204H77V203H76ZM85 204H86V203H84V205H85ZM92 204H93V203H92ZM98 204H99V203H98ZM210 204H211V203H210ZM210 204H209V205H210ZM216 204H217V205H220V204H218V202H217ZM229 204H230V203H229ZM7 205H8V204H7ZM47 205H48V204H47ZM62 205H63V204H62ZM157 205H158V203H157ZM211 205H212V204H211ZM225 205H226V204H225ZM248 205H249V204H248ZM248 205H247V206H248ZM251 205L253 206L254 204L251 203ZM75 206H76V205H75ZM85 206H86V205H85ZM92 206H93V205H92ZM99 206H100V205H99ZM110 206H111V204H110ZM112 206H113V205H112ZM215 206H216V205H215ZM258 206H259V205H258ZM71 207H72V206H71ZM79 207H80V206H79ZM93 207H94V206H93ZM96 207H97V206H96ZM100 207H101V206H100ZM103 207H104V206H103ZM103 207H102V208H103ZM113 207H114V206H113ZM159 207H160V206H159ZM220 207H222V205H220ZM248 207H250V205H249ZM45 208H46V206H45ZM84 208H85V207H84ZM104 208H105V207H104ZM107 208H108V207H107ZM154 208H155V207H154ZM214 208H216V207H214ZM253 208H254V207H253ZM47 209H48V208H47ZM68 209H69V208H68ZM76 209H77V208H76ZM79 209H80V208H79ZM97 209H98V208H97ZM112 209L115 210L114 208H112ZM133 209H135V207H134ZM156 209H157V208H156ZM159 209H161V207H160ZM159 209H158V210H159ZM217 209H218V208H217ZM250 209H252V208H250ZM262 209H263V208H262ZM60 210H61V209H60ZM77 210H78V209H77ZM85 210H87V209H84V211H85ZM253 210H254V209H253ZM260 210H261V208H260ZM11 211H12V210H11ZM91 211H93V210H91ZM96 211H97V210H96ZM105 211H106V210H105ZM109 211H110V210H109ZM132 211H133V210H132ZM257 211H258V214L261 213V211L259 212L258 209H257ZM0 212H1V211H0ZM12 212H13V211H12ZM26 212H27V211H26ZM86 212H87V211H86ZM157 212H158V211H157ZM159 212H160V211H159ZM252 212H255V210L252 211ZM50 213H51V212H50ZM93 213H94V212H93ZM162 213H163V212H162ZM216 213H217V210H216ZM0 214H1V213H0ZM104 214H105V213H104ZM115 214H116V213H115ZM135 214H136V213H135ZM20 215H21V214H20ZM26 215H27V214H26ZM44 215H45V214H44ZM60 215H61V214H60ZM60 215H59V217H61ZM112 215H113V214H112ZM128 215H130V214H128ZM253 215H254V214H253ZM72 216H73V215H72ZM80 216H81V215H80ZM89 216H90V215H89ZM95 216H96V215H95ZM95 216H94V217H95ZM113 216H114V215H113ZM113 216H112V217H113ZM119 216H120V215H119ZM132 216H133V215H132ZM150 216H151V215H150ZM259 216H261V215H259ZM7 217H8V216H7ZM9 217H10V216H9ZM12 217H13V216H12ZM18 217H19V216H18ZM22 217H23V216H22ZM25 217H26V216H24V218H25ZM52 217H53V216H52ZM64 217H66V216H64ZM84 217H85V216H84ZM109 217H110V216H109ZM159 217H160V216H159ZM4 218H6V217H4ZM14 218H15V219H14ZM14 218H13V219H14L13 221L21 219V218H18V219H17L16 217H14ZM113 218H114V217H113ZM116 218H117V216H116ZM136 218H137V217H136ZM143 218H144V217H143ZM152 218H153V217H152ZM263 218H264V216H263ZM62 219H63V218H62ZM69 219H70V218H69ZM76 219H77V216H76ZM108 219H109V218H108ZM110 219H111V218H110ZM131 219H132V218H131ZM215 219H216V218H215ZM252 219H253V218H252ZM261 219H262V217H261ZM7 220H8V218H7ZM22 220H23V219H22ZM80 220H81V218H80ZM145 220H146V219H145ZM256 220H257V219H256ZM262 220H263V219H262ZM23 221H24V220H23ZM23 221H22V223H23ZM59 221H60V220H59ZM67 221H68V220H67ZM72 221H73V220H72ZM72 221H71V222H72ZM76 221H77V220H76ZM76 221H75V222H76ZM95 221H96V220H95ZM107 221H108V220H107ZM137 221H138V220H137ZM0 222H1V221H0ZM9 222H10V221H9ZM11 222H12V220H11ZM20 222H21V221H19V223H20ZM54 222H55V221H54ZM56 222H57V221H56ZM131 222H132V221H131ZM131 222H130V223H131ZM133 222H134V223H132V224H135V223L137 224V222L134 221V218H133ZM152 222H154V221L152 220ZM155 222H156V220H155ZM155 222H154V223H155ZM157 222H158V221H157ZM262 222H263V221H262ZM262 222H260V223H262ZM6 223H7V222H6ZM72 223H73V225H74V222H72ZM92 223H93V222H92ZM99 223H100V222H99ZM107 223H108V222H107ZM125 223L127 224V222H125ZM140 223H141V222H140ZM140 223H139V224H140ZM158 223H159V222H158ZM4 224H5V223H3L2 225H4ZM11 224H12V223H11ZM14 224H15V223H14ZM16 224H17V221H16ZM24 224H25V222H24ZM24 224H23V225H24ZM66 224H67V223H66ZM80 224H81V222H80ZM89 224H90V223H89ZM96 224H97V222H96ZM96 224H95V225H96ZM139 224H138V226H137V225H136V226H137V227H141V226H139ZM148 224H149V223H148ZM258 224H259V222H258ZM21 225H22V224H21ZM23 225H22V226H23ZM44 225H45V224H44ZM98 225H99V224H98ZM101 225H102V224H101ZM108 225H109V224H108ZM108 225H107V228L109 227ZM110 225H111V224H110ZM112 225H114V224L112 223ZM129 225H130V224H129ZM145 225H146V222H145ZM145 225H144V226H145ZM254 225H255V224H254ZM7 226H8V225H7ZM12 226H15V225L12 224ZM17 226H18V225H17ZM35 226H36V225H35ZM60 226H61V225H60ZM75 226L77 227V224H76ZM104 226H105V225H104ZM120 226H121V223H120ZM142 226H143V225H142ZM259 226H260V225H259ZM5 227H6V225H5ZM19 227H20V225H19ZM24 227H25V226H23L22 229H23ZM39 227H40V226H39ZM42 227H43V226H42ZM46 227H47V226H46ZM65 227H67V226H65ZM86 227H87V226H86ZM122 227H123V226H122ZM131 227H132V225H131ZM137 227H134V229H136ZM155 227H156V226H155ZM260 227H261V226H260ZM1 228H2V227H1ZM1 228H0V229H1ZM13 228H14V227H13ZM25 228H26V227H25ZM34 228H35V227H34ZM73 228H75V227H73ZM77 228H79V227H77ZM89 228H90V226H89ZM240 228H241V227H240ZM263 228H264V227H263ZM14 229H15V228H14ZM56 229H57V227H56ZM85 229H86V228H85ZM87 229H88V228H87ZM98 229H99V228H98ZM101 229H102V228H101ZM101 229H99V230H101ZM114 229H115V228H114ZM241 229H242V228H241ZM243 229H244V228H243ZM243 229H242V230H243ZM257 229H258V228H257ZM261 229H262V227H261ZM5 230H6V229H5ZM9 230H10V229H9ZM15 230H16V229H15ZM19 230H20V229H19ZM19 230H17V231H19ZM32 230H33V229H32ZM71 230H72V229H71ZM76 230H77V229H76ZM78 230H79V229H78ZM93 230H94V229H93ZM105 230H106V229H104V231H105ZM121 230H122V229H121ZM121 230H120V232H121ZM125 230H126V229H125ZM143 230H144V229H143ZM145 230H146V229H145ZM147 230H148V229H147ZM151 230H152V229H151ZM7 231H8V230H7ZM24 231H25V230H24ZM24 231H23V233H24ZM26 231H27V230H26ZM37 231H38V230H37ZM39 231H40V230H39ZM39 231H38V232H39ZM66 231H67V230H66ZM111 231H112V230H111ZM111 231H110V233H111ZM117 231H118V230H117ZM127 231H128V230H127ZM239 231H240V230H239ZM259 231H260V234H261V233H262L261 230H259ZM35 232H36V231H35ZM56 232H57V230H56ZM56 232H55V233H56ZM60 232H61V230H60ZM64 232H65V231H64ZM91 232H92V230H91ZM95 232H96V231H95ZM98 232H99V231H97V233H98ZM101 232H102V231H101ZM101 232H100V233H101ZM113 232H114V231H113ZM122 232H123V231H122ZM137 232H138V231H137ZM145 232H146V231H145ZM237 232H238V231L235 230V234H236ZM18 233H19V232H18ZM20 233H22L21 230H20ZM25 233H26V232H25ZM39 233H40V232H39ZM39 233H38V235H39ZM46 233H47V232H46ZM78 233H79V232H78ZM82 233H83V232H82ZM240 233H241V232H240ZM0 234H1V233H0ZM13 234H14V233H13ZM28 234H29V233H28ZM75 234H77V233H75ZM111 234H112V233H111ZM148 234H149V233H148ZM235 234H234V235H235ZM243 234H244V232L242 233L241 236H243ZM260 234L258 233V235H260ZM9 235H10V234H9ZM20 235H21V234H20ZM24 235H25V234H24ZM58 235H59V234H58ZM90 235H91V234H90ZM101 235H102V234H101ZM104 235H105V233H104ZM113 235H114V234H113ZM113 235H112V236H113ZM151 235H152V234H151ZM10 236H11V235H10ZM27 236H28V235H27ZM39 236H40V235H39ZM43 236H45V235L43 234ZM54 236H55V235H54ZM70 236H71V235H70ZM72 236H73V235H72ZM98 236H100V235H98ZM98 236H97V237H98ZM110 236H111V235H110ZM116 236H117V234H116ZM116 236H114V237H116ZM262 236H263V235H262ZM262 236H261V237H262ZM12 237H13V236H12ZM16 237H17V236H16ZM28 237H29V236H28ZM37 237H38V236H37ZM48 237H50V236H48ZM75 237H76V236H75ZM78 237H79V236H78ZM101 237H103V235H102ZM121 237H122V236H121ZM251 237H252V235H251ZM2 238H3V237H2ZM44 238H45V237H44ZM55 238H56V237H55ZM90 238H91V237H90ZM93 238H94V237H93ZM93 238H92V239H93ZM105 238H106V237H105ZM6 239H7V238H6ZM20 239H21V237H20ZM52 239H53V238H52ZM56 239H58V237H57ZM61 239H62V237H61ZM65 239H66V238H65ZM76 239H77V238H75V240H76ZM80 239H81V238H80ZM84 239H85V238H84ZM102 239H104V238H102ZM0 240H1V239H0ZM30 240L32 241V239H30ZM37 240H38V239H37ZM70 240H71V238H70ZM75 240H74V242H75ZM98 240H99V239H98ZM111 240H112V239H111ZM256 240H257V239H256ZM256 240H255V241H256ZM262 240H263V239H262ZM9 241H10V240H9ZM42 241H43V240H42ZM54 241H55V240H54ZM60 241H61V240H60ZM85 241H86V240H85ZM91 241L94 242V241H96V240H94V241L91 240ZM107 241H108V240H107ZM62 242H63V240H62ZM66 242H67V241H66ZM76 242H77V240H76ZM80 242H81V241H80ZM96 242H97V241H96ZM104 242H105V241H104ZM115 242H116V241H115ZM261 242L264 243V241H261V240H260V243H261ZM1 243H2V242H1ZM27 243H28V242H27ZM46 243H47V242H46ZM77 243H78V242H77ZM86 243H87V242H85V244H86ZM99 243H100V242H99ZM250 243H251V242H250ZM250 243H249V244H250ZM258 243H259V240H258ZM5 244H6V243H5ZM10 244H11V243H10ZM10 244H9V246H11ZM44 244H45V243H44ZM85 244H84V245H85ZM90 244H91V242H90ZM90 244H87V245H89V247H91ZM104 244H105V243H104ZM131 244H132V243H131ZM251 244H252V243H251ZM20 245H21V244H20ZM60 245H61V244H60ZM79 245H81V244H79ZM97 245H98V243H97ZM258 245H260V244H258ZM6 246H7V245H6ZM47 246H48V245H47ZM56 246H57V245H56ZM61 246H62V245H61ZM85 246H86V245H85ZM94 246H95V245H94ZM101 246H102V245H101ZM107 246H108V243H107ZM122 246H123V245H122ZM150 246H151V245H150ZM246 246H247V245H246ZM250 246H251V245H250ZM254 246H255V244H254ZM14 247H15V246H14ZM68 247H69V246H68ZM72 247H73V246H72ZM99 247H100V246H99ZM104 247H105V246H104ZM151 247H153V246H151ZM241 247L243 248V245H242ZM262 247H263V246H262ZM17 248H18V246H17ZM17 248H16V249H17ZM54 248H55V247H54ZM80 248H81V247H80ZM92 248H93V247H92ZM97 248H98V246H97ZM105 248H106V247H105ZM242 248H241V249H242ZM244 248H245V246H244ZM244 248H243V249H244ZM255 248H256V247H255ZM4 249H5V248H4ZM12 249H13V248H12ZM20 249H21V248H20ZM31 249H32V248H31ZM90 249H91V248H90ZM120 249H121V248H120ZM150 249H151V248H150ZM152 249H153V248H152ZM154 249H156V248H154ZM245 249H246V248H245ZM253 249H254V248H253ZM257 249H258V248H256L254 251H256ZM262 249H263V248H262ZM5 250H6V249H5ZM7 250H8V249H7ZM7 250H6V251H7ZM91 250H92V249H91ZM94 250H95V249H94ZM118 250H119V249H118ZM145 250H146V248H145ZM164 250H165V249H164ZM14 251H15V250H14ZM27 251H28V250H27ZM52 251H53V250H52ZM63 251H64V250H63ZM79 251H80V250H79ZM85 251H87V250H85ZM85 251H84V252H85ZM249 251H250V250H249ZM252 251H253V250L251 249V252H252ZM254 251H253V252H254ZM257 251H259V252H258L259 255L262 256L261 253H260L261 248H260V250L258 249ZM262 251H263V250H262ZM0 252H1V250H0ZM3 252H4V251H3ZM23 252H25V250H24ZM31 252H34V253H35L36 251H32V250H31ZM56 252H57V251H56ZM68 252H69V251H68ZM95 252H96V251H95ZM104 252H105V250L103 251V253H104ZM107 252H108V251H107ZM110 252H111V251H110ZM119 252H120V251H119ZM142 252H143V251H142ZM25 253H26V252H25ZM25 253H24V254H25ZM36 253H37V252H36ZM63 253H64V252H63ZM86 253H87V252H86ZM91 253H92V251H91ZM91 253H90V255H91ZM97 253L99 254L100 251L97 252ZM128 253H129V252H128ZM238 253H239V252H238ZM263 253H264V252H263ZM263 253H262V254H263ZM0 254H1V253H0ZM16 254H19L18 251H16ZM54 254H55V253H54ZM61 254H62V253H61ZM87 254H88V253H87ZM95 254H96V253H95ZM112 254H113V252H112ZM115 254H116V253H115ZM118 254H119V253H118ZM243 254H244V251H243ZM248 254H250V252H248ZM254 254H255V253H254ZM3 255H4V254H3ZM7 255H8V254H7ZM28 255H29V254H28ZM39 255H40V254H39ZM99 255H100V254H99ZM102 255L104 256V254H102ZM161 255H162V254H161ZM246 255H247V254H246ZM263 255H264V254H263ZM22 256H23V254H22ZM29 256H30V255H29ZM34 256H35V255H34ZM36 256H37V255H36ZM67 256H68V255H67ZM91 256H92V255H91ZM105 256H106V255H105ZM108 256H109V255H108ZM114 256H115V255H114ZM155 256H156V255H155ZM170 256H171V255H170ZM251 256H252V255H251ZM37 257H38V256H37ZM65 257H66V256H65ZM70 257H71V256H70ZM83 257H84V256H83ZM94 257H95V256H94ZM99 257H100V256H99ZM101 257H102V256H101ZM120 257H121V255H120ZM150 257H151V256H150ZM158 257H159V256H158ZM239 257H240V255H239ZM256 257L259 259L258 256H256ZM9 258H10V257H9ZM14 258H15V256H14ZM34 258H35V257H34ZM34 258H33V259H34ZM38 258H40V257H38ZM68 258H69V256H68ZM87 258H89V256H88ZM179 258H180V257H179ZM253 258H254V255H253ZM260 258H261V257H260ZM0 259H1V256H0ZM40 259H41V258H40ZM69 259H70V258H69ZM104 259H105V258H104ZM111 259H112V258H111ZM125 259H126V258H125ZM133 259H134V257H133ZM155 259H156V258H155ZM177 259H178V258H177ZM244 259H246V258L244 257ZM244 259H243V260H244ZM254 259H255V261L258 260V259H256V258H254ZM12 260H13V259H12ZM30 260H31V258H30ZM34 260H35V259H34ZM37 260H39V259H37ZM96 260H98V258H97ZM99 260H100V258H99ZM99 260H98V261H99ZM120 260H121V259H120ZM151 260H152V259H151ZM186 260H187V259H186ZM238 260H239V259H238ZM263 260H264V259H263ZM4 261H6V260H4ZM25 261H26V260H25ZM63 261H64V259H63ZM101 261H102V260H101ZM122 261H123V258H122ZM125 261H126V260H125ZM125 261H124V262H125ZM188 261H189V260H188ZM188 261H187V262H188ZM255 261H254V262H255ZM2 262H3V261H2ZM21 262H22V261H21ZM32 262H33V261H32ZM105 262H106V261H105ZM115 262H116V260H115ZM126 262H127V261H126ZM159 262H160V261H159ZM164 262H165V261H164ZM240 262H242V261H240ZM240 262H239V263H240ZM0 263H1V262H0ZM9 263H11V262H9ZM33 263H34V262H33ZM55 263H56V262H55ZM67 263L69 264L70 262L68 261ZM67 263H66V264H67ZM84 263H85V262H84ZM93 263L95 264V261H93ZM128 263H129V262H128ZM147 263H148V262H147ZM155 263H156V262H155ZM242 263L245 264V262H242ZM256 263H257V262H256ZM38 264H39V263H38ZM56 264H57V263H56ZM71 264H72V263H71ZM88 264H89V263H88ZM116 264H118V263H116ZM159 264H160V263H159ZM237 264H238V263H237ZM247 264H250V262L247 263ZM251 264H252V263H251Z\"/></svg>",
    "mask_w": 264,
    "mask_h": 264
}]
</instances>
